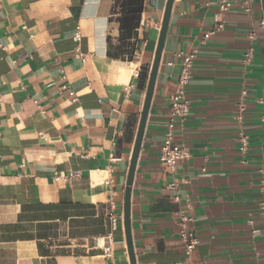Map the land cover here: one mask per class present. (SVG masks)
<instances>
[{"label":"crops","instance_id":"0c3cea01","mask_svg":"<svg viewBox=\"0 0 264 264\" xmlns=\"http://www.w3.org/2000/svg\"><path fill=\"white\" fill-rule=\"evenodd\" d=\"M166 3L142 1L135 57L122 61L109 56L119 45L114 0H0V264H107L94 245L110 232L111 205L115 264H129L124 189ZM262 18L260 0L250 12L227 0L224 13L209 0L173 1L131 189L135 264H264ZM194 50L190 110L174 133L187 157L171 175L159 152L178 55ZM70 171L81 178L53 179ZM183 214L199 241L188 257Z\"/></svg>","mask_w":264,"mask_h":264},{"label":"built area","instance_id":"2783aa9c","mask_svg":"<svg viewBox=\"0 0 264 264\" xmlns=\"http://www.w3.org/2000/svg\"><path fill=\"white\" fill-rule=\"evenodd\" d=\"M210 2H215L218 5L220 13H224L227 10V0H209ZM246 7L247 11L250 12L255 0H240ZM260 27L264 30V19L262 18L259 23ZM223 29V22L218 21L208 32L203 35V40H209L212 36L219 33ZM251 39L256 38V34L253 33L250 36ZM75 49L78 52L81 47V34L79 28L76 29L74 33ZM264 45V40H263ZM197 51L194 50L189 53L179 54L180 58V73L176 82V89L174 94L171 96L169 105V115L165 124V131L163 134V141L160 147L159 159L168 172L173 175L176 172L177 163L187 157V152L185 149L181 148L175 143L174 133L175 126L177 122H182L187 117L190 110V101L186 94V88L191 80V71L193 67V62L196 57ZM80 55V54H79ZM85 60V58H82ZM252 60V53L246 52L243 56V62L245 64ZM244 105L242 102L238 104L235 119L241 123L243 115ZM241 151L246 150V139H241ZM261 176L260 185L261 190L264 194V170H259ZM81 178V174L78 171H70L65 175H59L57 173L53 174V179L55 181H61L66 184H72ZM103 184L107 187H111V180H103ZM167 188L173 192L172 200L178 202V192L177 185L173 182L170 183ZM260 212L264 217V199L259 204ZM110 226V232L108 235L99 237L96 239L95 248L100 250L103 257L106 259L107 264H115L113 256V237L117 231L119 217L115 214V206L111 205L109 212L107 214ZM192 219L187 215H182L179 222V237L183 243V253L188 257L192 251L196 248L199 241L196 233L190 228ZM179 264V263H177Z\"/></svg>","mask_w":264,"mask_h":264},{"label":"water","instance_id":"95a60500","mask_svg":"<svg viewBox=\"0 0 264 264\" xmlns=\"http://www.w3.org/2000/svg\"><path fill=\"white\" fill-rule=\"evenodd\" d=\"M174 0H167L163 20L160 27L158 42L154 54V58L152 64L149 69V75L147 80V88L145 92V98L143 103V108L140 115V120L137 128V133L135 136L134 146L129 162V167L127 171V177L125 182V189H124V200H123V208H122V224H123V231L125 235V242L127 247V254L129 264H135V256L133 251V243H132V236H131V225H130V199H131V189L133 184V178L135 173V168L137 164V159L139 155V151L141 148V143L145 131V126L147 122V117L149 113L150 103L153 95V90L155 86V81L157 77V72L159 68L161 53L163 49V44L165 41V36L167 32V27L169 23V17L171 13V8L173 5ZM261 9L264 19V0H260Z\"/></svg>","mask_w":264,"mask_h":264},{"label":"trees","instance_id":"16d2710c","mask_svg":"<svg viewBox=\"0 0 264 264\" xmlns=\"http://www.w3.org/2000/svg\"><path fill=\"white\" fill-rule=\"evenodd\" d=\"M143 0H114L113 10L119 9V45L109 56L132 61L136 52V30L139 26Z\"/></svg>","mask_w":264,"mask_h":264}]
</instances>
